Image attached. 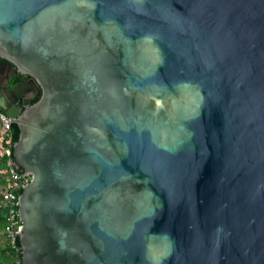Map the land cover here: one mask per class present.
<instances>
[{
	"label": "water",
	"instance_id": "1",
	"mask_svg": "<svg viewBox=\"0 0 264 264\" xmlns=\"http://www.w3.org/2000/svg\"><path fill=\"white\" fill-rule=\"evenodd\" d=\"M0 62L22 264H264V0H0Z\"/></svg>",
	"mask_w": 264,
	"mask_h": 264
},
{
	"label": "built area",
	"instance_id": "2",
	"mask_svg": "<svg viewBox=\"0 0 264 264\" xmlns=\"http://www.w3.org/2000/svg\"><path fill=\"white\" fill-rule=\"evenodd\" d=\"M12 124V118L0 108L1 141L4 142L3 152L8 156L7 182L0 190L2 195L0 199V208L5 210V234L8 238V242L12 247L19 249L16 245V240L20 235V230L18 229L22 226V222L19 221L18 215V196L24 185L31 179V174L26 170L16 168L14 165V156L12 154Z\"/></svg>",
	"mask_w": 264,
	"mask_h": 264
},
{
	"label": "flooded vegetation",
	"instance_id": "3",
	"mask_svg": "<svg viewBox=\"0 0 264 264\" xmlns=\"http://www.w3.org/2000/svg\"><path fill=\"white\" fill-rule=\"evenodd\" d=\"M30 78L19 71H13V67L9 68L0 62V103L16 105L22 111L30 104L26 103L27 99L31 103L37 101V87L30 81Z\"/></svg>",
	"mask_w": 264,
	"mask_h": 264
},
{
	"label": "trees",
	"instance_id": "4",
	"mask_svg": "<svg viewBox=\"0 0 264 264\" xmlns=\"http://www.w3.org/2000/svg\"><path fill=\"white\" fill-rule=\"evenodd\" d=\"M12 130H13L12 141L14 144V142L18 140L19 133H20V129L16 123L12 124ZM3 144L4 142L1 143V149H0V190H1V185L6 184L7 182L6 176L8 173V164H7L8 156L2 150ZM12 154L14 156L13 147H12ZM21 192H22V189H21ZM1 197L2 195L0 193V199ZM4 212L5 210L0 208V228L1 230L5 227V222H6ZM16 245L19 249L12 247V245L9 244V242H7L4 246H0V254H7L8 257L11 258L10 264H22V249H21L20 237H17Z\"/></svg>",
	"mask_w": 264,
	"mask_h": 264
},
{
	"label": "crops",
	"instance_id": "5",
	"mask_svg": "<svg viewBox=\"0 0 264 264\" xmlns=\"http://www.w3.org/2000/svg\"><path fill=\"white\" fill-rule=\"evenodd\" d=\"M1 143H2V141H1V136H0V149H1ZM2 186L3 185H1V187ZM2 232H3V234H4L5 238H6V243H7L8 242V238H7L6 234H5V227L2 229ZM10 262H11V258H9L7 254H0V264H10Z\"/></svg>",
	"mask_w": 264,
	"mask_h": 264
},
{
	"label": "rangeland",
	"instance_id": "6",
	"mask_svg": "<svg viewBox=\"0 0 264 264\" xmlns=\"http://www.w3.org/2000/svg\"><path fill=\"white\" fill-rule=\"evenodd\" d=\"M6 244V238L0 228V246H4Z\"/></svg>",
	"mask_w": 264,
	"mask_h": 264
}]
</instances>
